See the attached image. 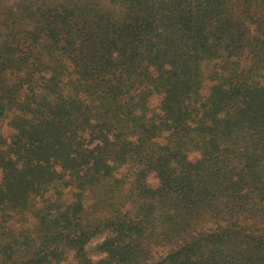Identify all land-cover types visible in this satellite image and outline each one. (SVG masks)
Wrapping results in <instances>:
<instances>
[{
	"label": "trees",
	"instance_id": "1",
	"mask_svg": "<svg viewBox=\"0 0 264 264\" xmlns=\"http://www.w3.org/2000/svg\"><path fill=\"white\" fill-rule=\"evenodd\" d=\"M3 126L0 264H264V0H0Z\"/></svg>",
	"mask_w": 264,
	"mask_h": 264
},
{
	"label": "rangeland",
	"instance_id": "2",
	"mask_svg": "<svg viewBox=\"0 0 264 264\" xmlns=\"http://www.w3.org/2000/svg\"><path fill=\"white\" fill-rule=\"evenodd\" d=\"M155 102H156V101H155ZM10 132H11V130L5 128V126H3V128H0V133H3V134H5V135H7V134L10 133ZM198 155H199L198 152H194V151H193V152L190 153L189 157H190L191 159H195ZM2 177H3V174H2V171L0 170V181L2 180ZM152 179H153V178H152ZM74 262H75V261H74L72 258H70V259L66 260L64 264H73Z\"/></svg>",
	"mask_w": 264,
	"mask_h": 264
}]
</instances>
